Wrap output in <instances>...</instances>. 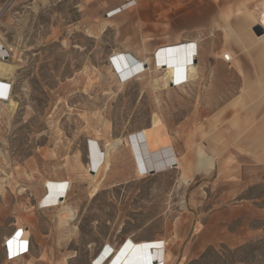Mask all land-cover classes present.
<instances>
[{"label":"rangeland","instance_id":"obj_1","mask_svg":"<svg viewBox=\"0 0 264 264\" xmlns=\"http://www.w3.org/2000/svg\"><path fill=\"white\" fill-rule=\"evenodd\" d=\"M99 4L0 0L4 63L15 66L1 79L12 85L15 107L0 104V264H90L104 245L118 248L128 237L180 247L168 264H264V175L236 194L225 186L191 192L178 170L136 176L121 144L136 132L179 143L236 93L233 69L206 52L194 58L197 81L181 88L155 85L162 72L152 65L122 80L111 56L132 54L137 29L104 20ZM91 142L111 162L92 199ZM47 181L70 184L68 224L59 223V209L38 206ZM188 212L197 221L189 234ZM22 230L28 253L11 257L6 240Z\"/></svg>","mask_w":264,"mask_h":264},{"label":"crops","instance_id":"obj_2","mask_svg":"<svg viewBox=\"0 0 264 264\" xmlns=\"http://www.w3.org/2000/svg\"><path fill=\"white\" fill-rule=\"evenodd\" d=\"M135 1L133 8L110 19L129 20L136 27V42L130 54L137 60L178 43H193L197 57L206 52L214 57L223 49L229 52V66L238 79L236 93L188 129L173 149L180 185L191 192L225 186L233 188L235 191L231 192L236 194L264 175V33L261 37L253 30L259 26L264 31V0ZM123 2L100 0L104 20H108L107 12ZM195 219L192 212L184 216L188 234L197 224ZM161 242L165 251L159 250L156 260L160 264L180 257V247L168 248L170 242ZM172 243L174 247L176 242ZM106 245L101 252L106 251ZM141 259L136 264H143Z\"/></svg>","mask_w":264,"mask_h":264},{"label":"bare ground","instance_id":"obj_3","mask_svg":"<svg viewBox=\"0 0 264 264\" xmlns=\"http://www.w3.org/2000/svg\"><path fill=\"white\" fill-rule=\"evenodd\" d=\"M117 13L114 12L111 16H115ZM192 50L194 51L193 43H188V45L187 43H178L173 46H164L156 55L153 53L152 57H146L140 61L128 52H115L111 57H113L112 64L120 73L122 80H128L135 73H139L138 77H141L150 70L152 65L155 71L162 72V76L154 80L155 85L161 84V87L165 89L175 85L181 88L183 83L197 81L200 76L198 64L194 61L196 51L191 52ZM227 53L229 52L223 49L218 55L222 60L224 56H228L230 64L231 58ZM4 62L6 61L0 60V97L6 96V91L2 89L3 81L1 79L9 78L15 70V66H10ZM0 104H4L9 111L15 107L11 97H8L6 101L0 99ZM121 144L127 148L134 165L135 174L139 178H143L148 172L161 173L171 169L177 170L178 163L176 162L173 143L168 137L149 142L143 132H136L126 137ZM90 147L91 164L86 168V173L91 177L89 198L92 199L100 192L104 177L111 169V162L109 151L102 154L95 142H91ZM45 190L46 192L40 199L38 206L41 209H59L57 214L59 223L61 225L68 224L73 218L71 208L65 205L70 184L64 181H47ZM22 237L23 230L6 240L5 247L11 257L23 258L28 253V244ZM146 241H151L152 244ZM146 241L135 242L131 237H128L116 250L107 244L106 251L103 253L100 250L90 264H136L137 259L140 261V258L144 259V261L141 259L143 264H149L152 259L160 257L161 250L165 251V244L161 242V239Z\"/></svg>","mask_w":264,"mask_h":264},{"label":"built area","instance_id":"obj_4","mask_svg":"<svg viewBox=\"0 0 264 264\" xmlns=\"http://www.w3.org/2000/svg\"><path fill=\"white\" fill-rule=\"evenodd\" d=\"M136 5V1L135 0H124L123 4L109 12L106 13V18L110 19L112 16L111 14L114 12H118V14L127 11L131 8H133ZM10 59V50L3 47L2 45H0V60L1 61H8ZM223 62H225L226 64H229V58L228 56H224ZM2 89L6 91V96L5 97H0V99L2 101H6L8 99V97H11V93H12V85L6 82L2 83ZM162 248H163V244H162ZM149 264H160V261L156 260V259H152Z\"/></svg>","mask_w":264,"mask_h":264},{"label":"water","instance_id":"obj_5","mask_svg":"<svg viewBox=\"0 0 264 264\" xmlns=\"http://www.w3.org/2000/svg\"><path fill=\"white\" fill-rule=\"evenodd\" d=\"M254 32L259 36L261 34H263V30L259 27V26H256L254 27Z\"/></svg>","mask_w":264,"mask_h":264}]
</instances>
